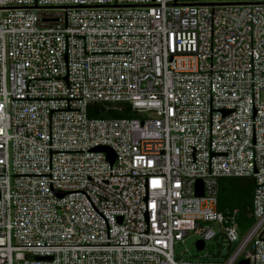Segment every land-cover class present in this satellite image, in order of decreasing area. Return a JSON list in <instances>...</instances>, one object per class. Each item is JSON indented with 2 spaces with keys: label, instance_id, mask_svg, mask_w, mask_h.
I'll use <instances>...</instances> for the list:
<instances>
[{
  "label": "built area",
  "instance_id": "built-area-1",
  "mask_svg": "<svg viewBox=\"0 0 264 264\" xmlns=\"http://www.w3.org/2000/svg\"><path fill=\"white\" fill-rule=\"evenodd\" d=\"M263 91L264 0H0V264H264Z\"/></svg>",
  "mask_w": 264,
  "mask_h": 264
},
{
  "label": "trees",
  "instance_id": "trees-1",
  "mask_svg": "<svg viewBox=\"0 0 264 264\" xmlns=\"http://www.w3.org/2000/svg\"><path fill=\"white\" fill-rule=\"evenodd\" d=\"M101 113L99 105H93L94 115ZM106 116L133 117L134 113L126 106L123 112L108 110ZM254 180L249 176H221L218 180L217 209L223 215L234 214L240 234L253 223L251 215ZM231 248V246H230Z\"/></svg>",
  "mask_w": 264,
  "mask_h": 264
},
{
  "label": "rangeland",
  "instance_id": "rangeland-1",
  "mask_svg": "<svg viewBox=\"0 0 264 264\" xmlns=\"http://www.w3.org/2000/svg\"><path fill=\"white\" fill-rule=\"evenodd\" d=\"M260 98L261 100L264 101V91L261 93L260 95ZM195 236L193 235H190L188 237H186V239L184 240L183 243H181L180 245H176L175 246V252L178 254L180 252H182L185 248H188L189 252L193 253V254H199V252L196 250L195 248ZM213 242H210L207 246V249L212 252L214 250L213 246L211 245ZM239 242L236 241V242H233L231 244V248L232 249L233 247H235ZM184 258H187V257H184Z\"/></svg>",
  "mask_w": 264,
  "mask_h": 264
},
{
  "label": "water",
  "instance_id": "water-1",
  "mask_svg": "<svg viewBox=\"0 0 264 264\" xmlns=\"http://www.w3.org/2000/svg\"><path fill=\"white\" fill-rule=\"evenodd\" d=\"M99 149H100V150H104V151H106V152H109V150H108L107 148H104V147L99 148ZM198 185L200 186L201 183L199 182ZM196 248H197L198 250H201V249L203 248V243L200 242V241H197V242H196ZM236 264H249V263H248V260H247V259H240Z\"/></svg>",
  "mask_w": 264,
  "mask_h": 264
}]
</instances>
